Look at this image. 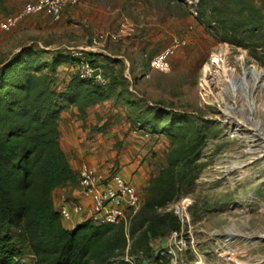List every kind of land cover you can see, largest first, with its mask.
I'll return each mask as SVG.
<instances>
[{"label":"rangeland","instance_id":"rangeland-1","mask_svg":"<svg viewBox=\"0 0 264 264\" xmlns=\"http://www.w3.org/2000/svg\"><path fill=\"white\" fill-rule=\"evenodd\" d=\"M30 1L0 0V21L18 14ZM77 1L59 22L31 16L11 32H0V68L21 48L32 47L67 52L86 61L93 58L105 72L107 84H95L103 94L99 113L89 109L84 118L88 150L78 152L76 167L87 163L109 174L128 166L122 162L125 158L139 157L154 178L178 152L197 137L202 140L178 196L156 211L171 213L167 209L186 200V218L179 231L150 240L147 255L142 249L141 257L138 251L129 254L128 248L116 252L111 264H156L155 252L176 249L179 242L182 250L171 264H195L187 231L188 225L197 223L209 229L223 226L209 233L218 245L210 247L199 264H264V0H198L196 7L194 0ZM251 16L261 18L255 30L242 25ZM210 20L216 24H209ZM224 27L232 34L225 35ZM224 36L229 40L224 41ZM185 37L190 44L169 59L167 70L150 67L151 59L174 38ZM42 59L50 61L46 55ZM213 59L220 60L218 66ZM76 66L58 67L55 79L66 84L78 74ZM248 69L259 73L262 81L252 95V110L241 85ZM229 75L236 93L226 82ZM150 113L158 128L168 133L140 129ZM138 192L145 201V189ZM62 199L71 197L56 195L55 200ZM139 211L125 230L128 245L131 235L137 238L144 228L139 229ZM2 234L20 247L19 263L29 264L30 253L18 231L4 227ZM232 235L235 239H230Z\"/></svg>","mask_w":264,"mask_h":264},{"label":"trees","instance_id":"trees-1","mask_svg":"<svg viewBox=\"0 0 264 264\" xmlns=\"http://www.w3.org/2000/svg\"><path fill=\"white\" fill-rule=\"evenodd\" d=\"M260 19L251 16L247 23L246 17L242 25L255 30L261 24ZM212 22L216 24L212 20L209 24ZM224 28L225 35L232 34V29ZM223 39L229 40L227 36ZM44 55L50 61L43 60ZM79 60L67 52L23 47L1 64L0 264H20L22 258L17 242L2 234L4 227L18 231L30 253L29 264H111L116 252L128 248L132 255L142 249L147 255L150 240L180 229L174 215L156 211L178 196L179 185L188 176L190 162L195 160L201 146L200 137L149 179L147 196L139 211V229L144 228L137 238L131 235L130 245L123 223L99 226L86 221L70 230L62 225L55 209L54 192L76 183L78 175L60 145L61 114L76 108L83 120L87 110L103 100L94 79H81L77 73L66 84L55 79L58 67L76 65ZM87 62L104 77L105 72L93 58ZM140 126L149 134L168 133L158 128L153 113ZM114 172L121 174L120 170Z\"/></svg>","mask_w":264,"mask_h":264},{"label":"built area","instance_id":"built-area-1","mask_svg":"<svg viewBox=\"0 0 264 264\" xmlns=\"http://www.w3.org/2000/svg\"><path fill=\"white\" fill-rule=\"evenodd\" d=\"M195 7L198 0L191 1ZM78 4L77 0H32L24 4L16 15H9L0 21V32L9 33L26 17L42 15L52 22H59L65 10ZM196 12L193 15L196 16ZM102 38V37H101ZM100 38V39H101ZM96 44V41L94 42ZM190 44V38H174L171 45L162 53L153 57L150 67L159 71L167 70L169 59ZM78 75L81 79H94L96 84L106 85L107 81L93 69L86 60L80 59L77 64ZM98 71V74H95ZM78 194L75 199L54 200L62 225L70 230L80 217V223L89 221L95 225H117L123 223L126 230L128 221L143 206V199L137 189L123 178L119 172L104 173L93 169L89 164L83 163L77 171ZM186 200L173 205L171 212L180 223L186 218ZM79 224V223H78ZM181 242L176 246L163 248L154 253L156 264H171L176 259V253L182 250ZM142 251L137 255L141 257ZM132 261V258L126 261ZM130 263V262H129Z\"/></svg>","mask_w":264,"mask_h":264},{"label":"crops","instance_id":"crops-1","mask_svg":"<svg viewBox=\"0 0 264 264\" xmlns=\"http://www.w3.org/2000/svg\"><path fill=\"white\" fill-rule=\"evenodd\" d=\"M102 106V105H101ZM100 108V105H96L90 109L97 110ZM89 110V109H88ZM104 111H102L103 113ZM100 117L95 116V120H97ZM106 119V118H105ZM85 119H80L78 117V112L76 108H73L71 110H67L62 112L60 122H59V141L62 150L64 151L67 160L73 170V172L77 173L78 167H76V159H78V152L80 150H88V143L87 135L89 133V130L85 128L86 122H84ZM105 121V120H104ZM79 148L78 151H76ZM122 162L128 166L122 168L121 175L125 180H127L129 183H131L138 191L141 189H145L148 185L150 174H147V171L144 169V164H141V161L139 157L132 158L129 160L128 158L122 160ZM77 186V188H76ZM60 193H65L66 197L70 196L71 200L75 199L78 194V184L77 182L74 184H69L63 188L57 189L54 192V200L56 198V195ZM81 219L80 217L76 218V224L80 223ZM214 227L207 228L205 225H201V223L197 224H190L188 225V233L190 235V244L189 247H191L194 258L193 262L195 264L202 263L205 256L204 254L206 251L212 247L217 246L218 244L214 242V239H211L210 232L214 231L213 229L222 228L218 225H213ZM220 227V228H219ZM211 230V231H210ZM234 230V229H232ZM228 232H231L230 229H227ZM230 236V234H229ZM230 239H235V235H232ZM231 246V245H230ZM225 247V246H224ZM227 249H229L228 245H226ZM225 247V248H226ZM231 248V247H230Z\"/></svg>","mask_w":264,"mask_h":264},{"label":"bare ground","instance_id":"bare-ground-1","mask_svg":"<svg viewBox=\"0 0 264 264\" xmlns=\"http://www.w3.org/2000/svg\"><path fill=\"white\" fill-rule=\"evenodd\" d=\"M213 64H219L220 60L219 59H213ZM218 66V65H217ZM221 66V65H220ZM208 67V66H206ZM226 73V72H225ZM228 85H231V89L234 93H236L237 85L235 84L234 81L231 80L230 75L229 78L226 80ZM262 84L261 81V75L257 73L254 70L248 69L245 73L244 76L241 79V85L243 89V94L248 101V105L250 109H253V104H252V95L255 92V90L259 87V85ZM255 126L260 129L261 125L259 123H255Z\"/></svg>","mask_w":264,"mask_h":264},{"label":"water","instance_id":"water-1","mask_svg":"<svg viewBox=\"0 0 264 264\" xmlns=\"http://www.w3.org/2000/svg\"><path fill=\"white\" fill-rule=\"evenodd\" d=\"M95 74H98V71H96V73Z\"/></svg>","mask_w":264,"mask_h":264}]
</instances>
